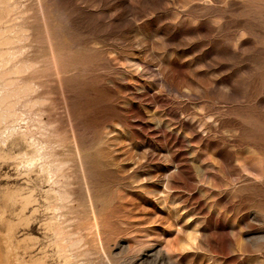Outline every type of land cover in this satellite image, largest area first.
<instances>
[{"label":"rangeland","instance_id":"1","mask_svg":"<svg viewBox=\"0 0 264 264\" xmlns=\"http://www.w3.org/2000/svg\"><path fill=\"white\" fill-rule=\"evenodd\" d=\"M0 264H264V0H0Z\"/></svg>","mask_w":264,"mask_h":264}]
</instances>
